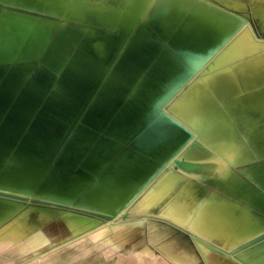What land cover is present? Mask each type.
<instances>
[{"label":"bare ground","instance_id":"obj_1","mask_svg":"<svg viewBox=\"0 0 264 264\" xmlns=\"http://www.w3.org/2000/svg\"><path fill=\"white\" fill-rule=\"evenodd\" d=\"M144 1L139 5L136 0H129L128 6L121 17L122 27L131 28L133 25H137L139 17L143 13L142 10L147 8V3H144ZM149 6L150 12L155 14L157 9L160 12H158L159 14L171 21L170 24L174 25L173 29L176 28L172 33L173 48L187 52H185L187 54L185 55L186 61L182 62L174 54L175 51L173 54L168 51L161 53L159 66L161 65L163 70L165 68L170 77L169 80L166 79L167 82L161 79V76L157 77L156 81L159 82L160 78L165 83L159 82L163 84L162 89L164 91L154 93L160 90L154 87L156 91L153 90L154 94L149 99L156 113L139 116L131 111H124L125 108L122 107V104L132 88L135 74L132 79L125 80L120 85L111 88L112 92L114 91V96L120 102L116 104L101 101L92 96L94 91L84 93L82 88H79V90L83 94L79 96V94L74 93L75 97L72 103L69 100L63 101L57 98L60 89H56V82H51L46 86L41 96L39 94L34 96V93L27 94L28 97H31L27 99L26 114L29 117L39 115L37 122L43 125L42 128H44L45 133L43 138L57 137L61 146L56 151V155L62 148L64 151L71 150L72 153H75L74 146H82L83 151L77 153V166L82 161L85 165L87 161L84 160V157L90 151H93V148L90 149L86 144L81 143L89 137L94 141L120 142L126 146L141 131V126L136 127L138 121H142L145 125L149 120L158 117L162 126L165 125L170 132V137L168 136L169 138L165 141L167 150L165 156L160 154V150H158L160 141H154L155 135L152 138L153 140L151 139L152 142L149 140L151 146L147 145L149 147L145 149L146 152L156 153L158 158L157 163H154L153 166L154 172L148 173L150 167L147 168L145 164L143 165L147 168L146 171L144 170L145 176L144 174H138L142 171L138 167L141 171L134 170L135 168L132 170L134 164H131L133 162L131 159L142 155L133 151L121 159L123 164L118 168V173L115 175H117L119 181L124 182L131 170L134 173L138 170L137 174L142 179L137 175V179L139 177L140 180L126 184L125 188L117 191L100 192L102 181L91 189V194L96 197L97 201L94 203L86 201V207L95 210L100 209L108 214L105 213L101 217H97L83 211H77L78 213L76 212L73 215L71 213L74 220L71 224L72 233L80 234L84 232L85 236L92 234L94 237H99V235L111 231L119 219H127L129 216L126 213L129 210L126 209L129 199L142 189L150 177L156 174L161 166L165 164V170L153 182H150L151 184L147 188L142 190L141 196L135 202L137 205L134 210L145 212L163 201L161 215L157 218L170 219L181 231L189 235V239L195 247L191 252V257H194L195 261L200 255L206 264H212L210 257L225 255L240 259L246 264L247 262L249 264H264V90L251 88L257 83L254 79L264 77V33L261 28L256 30L257 33H255L252 28H256L255 24L251 27L247 21L242 22L240 20V22L236 18L233 19L231 16H227L224 10L210 4L191 2L186 4L183 1L179 2V0L178 2L177 0H160L156 8L155 6ZM219 17L222 19L217 20ZM178 22L180 25H177ZM8 55H11L9 49L0 45V57H7ZM247 58L252 59L251 62L248 61L249 64H246L245 59ZM159 68L157 69L159 70ZM31 69L33 70V67ZM99 69L100 67L93 69L97 75H99ZM163 74H165V71ZM175 76L178 77L177 80ZM182 77L184 78L178 82ZM189 77L188 87L170 104L169 111L174 115L173 118L163 112L160 105ZM144 78L147 80L146 77ZM149 79L151 78H148V81L152 80L151 84L148 81L144 82L146 85L148 83V86H152L154 80ZM141 82L143 85V80ZM148 86H146L147 91ZM136 89L135 93L137 92ZM152 89L149 91L152 92ZM107 90L109 91L108 84L105 87V91ZM144 91H146V88L141 92ZM148 92L147 96H149ZM9 98L10 95L2 90L0 104H7ZM140 98L137 97L136 100ZM206 98L209 99L208 103H206ZM195 99H200L198 105ZM129 101L130 104L133 100ZM202 101L203 108H207L208 111L201 109ZM139 102L141 101L139 100ZM144 103L143 105H145ZM150 104H148L149 107H151ZM143 105L142 107H144ZM130 106L132 105L130 104ZM135 107L137 108V106ZM133 110L135 111V109ZM146 110L148 111V109ZM146 110L145 112H147ZM234 110H238L237 113H234ZM204 111H207L211 119L214 120H221L222 115H225V125L230 130L227 134L228 139L234 137L235 143L231 141L232 139L229 141L226 139L227 142L223 141L221 144L220 141L214 143L213 147H208L207 135L209 130L208 128L205 129L204 124L209 121ZM116 125L130 126L131 132L125 140H121L116 135L118 132H114ZM34 127L30 136L34 135ZM215 129L210 128V131H215ZM218 132L215 133L218 134ZM165 136V134L162 135L163 138ZM14 138L18 139V135H14ZM145 141L144 145L148 144V140ZM25 142H22V144H25ZM223 145L227 146L223 148ZM54 147L55 144L52 145L49 151L54 153ZM23 149L28 155L32 154L29 149L24 147H21L19 151ZM102 149L99 148L98 153L102 152ZM142 149L144 150V148ZM31 156L35 159V156ZM115 157L116 155L108 159L106 163L109 164ZM141 157L144 161V155ZM147 158L149 159V157ZM53 160L55 161V159ZM144 163L147 164V160ZM138 164L142 163L138 162ZM150 165L152 164L149 162L148 166ZM178 169L182 170V173L177 172ZM42 172L44 173V171ZM130 174L132 175V173ZM147 174H150V176L145 178ZM134 176L133 178L136 177ZM61 178L63 179V177ZM133 178L131 177V179ZM193 178L198 180L196 182L201 183L202 187L205 188L206 186L211 191L208 197L204 196L206 192L201 193L199 191L200 189L194 184ZM12 182L14 183V181ZM19 186L0 182V199L10 202L19 198V201L25 199L26 202H29L33 197H36L34 195L30 196L32 192L27 196L22 195L21 191L25 190L19 189ZM29 197L30 199H28ZM43 200L49 199L45 198ZM68 204L70 205V202ZM135 204L133 203L131 207ZM4 206H6L4 207L6 211L7 204ZM101 218L103 219L102 222L100 221ZM76 224L77 227H75ZM84 235L82 233L83 237ZM79 237L81 238V236ZM180 244L182 246L181 252L189 251L184 241L180 240Z\"/></svg>","mask_w":264,"mask_h":264},{"label":"rangeland","instance_id":"obj_2","mask_svg":"<svg viewBox=\"0 0 264 264\" xmlns=\"http://www.w3.org/2000/svg\"><path fill=\"white\" fill-rule=\"evenodd\" d=\"M95 1V4H99L105 9L110 7L111 10L107 13V15H110V18L108 19L110 23H106V21L101 23L106 25L111 33L100 34L99 36L96 34L94 39L97 40L100 38V40L103 39L107 42V36L110 34L111 40L115 38L117 44L121 45L122 54H119L118 56H111L108 65L109 72L113 73L116 69V74H118V61H120L119 67L121 78L114 77L112 74V78L106 83L108 84L109 89V91H107L112 95L110 104H116L119 102L113 96L114 91L112 92L111 88L120 85L125 80L132 79L135 74L136 76L134 78L135 80L132 84V88L122 104V107L125 108L124 111H131L132 113L138 114L139 116H147L156 113V110L151 106V101L149 99H151L154 93H160L161 91H164L162 86L165 82H167L166 79L169 80L170 77L167 70H165V68L163 70V67L161 65L159 66L158 62L161 59V53L168 51L170 54H173L175 51L174 54L178 57L179 61H186L185 55H187V52L185 51V53L180 49H175V47L173 48L174 45L172 41V33H174L176 28L173 29L174 25L172 23L170 24L171 21H168L167 17H163L161 14H159L160 12L157 9L155 10V14L150 12V9L148 8L150 7L149 5L155 6L156 8L160 0H142L144 3H147V8L142 10L143 13L139 17L137 25L135 24L131 28H126L124 32L117 34V26H119L118 24L121 25L119 22L121 21L122 14L124 13V8H127L128 6L129 0H103L102 2L101 0ZM140 1L141 0H136L137 3L139 2V5L142 3V1ZM182 1L186 4L191 2L196 4L204 3L216 6L224 10L227 16H231L233 19L236 18L242 22L245 20L251 25V27L253 24H255L256 30L261 28L264 33V0H179V2ZM10 3L11 2L2 3V1H0V45L4 46L5 48H10L9 52L11 54L7 57H0V65H3L0 66L2 67L0 68V94L2 90H4L5 93L10 95V98L6 102L7 104H0V182L12 185H16L18 183L16 186L20 185L21 188L19 189L25 190L21 191L22 195L27 196L32 192L33 194L31 193L30 196L34 195L36 197H33L29 202H26L25 199H20L19 201V198H16L17 200L15 199L10 202L0 199V264H206L205 260L200 255L196 261L194 260V257H191V252L195 247L194 243L191 241V239H189V235L187 233L181 231V229L174 225L170 219L165 217H163V219L157 218L159 215H161L163 201H160L159 204L154 205L148 211L140 212L134 210L135 206L137 205L135 202L138 200L139 196L134 197V199L127 206V209H129L126 212L129 215L127 219H119L115 223L116 225L114 228L109 231L111 233L106 232L103 235H99V237L96 236L94 237V241H91L92 239L87 241L86 239H88V237L84 235V232H82L84 235L83 237L82 233H72L71 231L65 229L66 222L64 214L66 213V207H73L74 209L77 208L79 212L83 211L92 215H96L97 217H101V215L105 213L108 214L107 212H103L100 209L95 210L93 208L86 207L85 205L87 203L86 201H91L92 203L97 201L96 197L91 194V189L99 182L102 181L100 192H105L108 190L117 191L125 188L124 186H126V184L138 180V174H144L145 176L144 170L146 171L148 167H150V171L147 170L148 173L152 171L154 172L153 166L154 163H157L158 158L156 153H150L149 151L146 152L145 149L151 146L149 143L150 141L152 142V138L155 135L154 141H160L158 150H160V154L165 156L167 154L165 141L170 137V132L165 125L162 126L159 117L149 120L145 125H143L142 121H138L136 127L141 126V131L138 133L136 138L126 146L120 142L108 143L106 141H94L91 139V137H89L87 140H83L81 143L86 144L90 149L93 148V151H90V153L84 157V160L87 161L85 165H83L82 161L77 166V160L75 159V157H77V153L83 151L82 146H77L76 148L74 146L75 153H72L71 150L64 151L62 148L60 150L62 155L60 158H57L56 151L59 150L61 144H58L59 142L57 144L54 142L41 143L39 140H42L45 133L44 128H42L43 125L37 122L39 115L37 114L36 116L29 117L26 114V110L28 108L27 99L31 97H28L27 94L34 93V96L38 94L41 96L45 88L44 86L40 85V83L43 84L45 78L47 79L48 85L51 82H55L56 76H54V71H51L52 65H50L48 62V58L53 59V57L46 58V51L39 48V43H34V48L28 47L34 42L30 40L32 35L27 32H21V30L25 29L28 31V26L31 24V22H28L24 19L22 20L21 18L12 17L11 15L14 13L8 11L11 9V7H8L12 4ZM118 5L121 6V9H118ZM17 9H21V7L18 6ZM241 17L243 18L241 19ZM221 19L222 18L219 17L217 20ZM79 20L78 26L80 27H78L77 30L71 29V32L66 33H62V29L60 28L59 31L61 33H57L58 28L53 25L51 27V31H53V33L47 35L46 39L53 40L56 36L67 38L66 41H69L67 42V45L69 47L73 46L74 48L72 50L69 49V53H73V58L70 60V69L72 67L74 71H78V74H82V70L75 62L79 54L80 56L81 54L86 55L87 52L85 47L87 46L88 36L86 30L81 27V23L87 24L89 21L90 24L92 23L93 19L85 17L83 19L79 18ZM217 20L216 22H218ZM100 21L101 19L95 15L94 25L99 27L101 24ZM35 24L36 22L33 21L31 25ZM237 24L238 22L236 23V26ZM177 25H180V23L178 22ZM63 31H65V29ZM90 41L92 40L90 39ZM112 45L115 46V43ZM82 46L84 48H81ZM37 59H39V62L38 64H35V60ZM4 65H7L8 67ZM32 67L33 70L31 69ZM96 67L99 66H95L93 69ZM157 68L163 71H159ZM98 71H100V69ZM164 71L165 74L169 75H167L168 77L163 74ZM39 77L41 79H39ZM144 77H146L147 80H145ZM147 77L154 80L153 85L156 82L158 84H155L154 86H148L152 83V80L149 79L151 81H148ZM157 77L165 80V82L159 78V82H162L163 84L159 83L156 81L158 79ZM184 77H182L178 82H180ZM119 78L121 79L120 82ZM175 78L176 80L178 79L177 76H175ZM141 80H143V82L148 81L149 84L147 83L146 85L144 82L142 85ZM254 80L257 83L251 88H261L264 90V77ZM72 83L73 82H64L60 87L61 89L58 92L59 95H57V98L62 99L63 101L69 100L72 103L75 97L74 93L81 96V94H83L82 92H87L85 81H79V87L82 88V92L79 90V88L74 89ZM140 85L144 87L142 88ZM138 86H140L141 89H139L140 87ZM146 86L149 88L148 91L153 87L152 92H148ZM154 87H156L157 90H160L156 91ZM145 88L146 91L142 93L141 91L145 90ZM135 89L137 90L136 93L138 95L135 93ZM147 92L149 93L150 97L147 96ZM25 96H27V98H25ZM139 96L142 97L140 98ZM137 97L140 98L139 100L141 102L136 100ZM130 99L133 100H131L133 104L130 103L132 106H130L128 103ZM134 99L135 102L138 101L139 103L137 102L135 104ZM199 101L200 99H195L197 105L199 104ZM208 101L209 99L206 98V103H208ZM147 102L151 107H149L148 104L146 105ZM143 103L145 105H143ZM127 105L129 106V109ZM142 105L148 109V111L150 109V111L148 112L144 107H142ZM135 106H137V108ZM133 109H135L136 112ZM144 109L147 112H145ZM201 109L207 110V108H203V101ZM207 111H204V113L209 122L204 124V126L206 127V130L207 128L209 130V134L207 135L208 147H213L215 145L214 143H219L220 141L221 144L223 141L227 142V134H229L230 130L228 126L225 125V115L222 113L223 115H221L223 117L221 120H214L211 119V116ZM234 112H236V110ZM215 121L217 122L215 123ZM29 126L32 127L30 133L33 131V127L35 126L34 135L30 137ZM210 128L215 129V131L211 132ZM114 132H118L116 135H118L121 140H125L130 134L131 130L130 126L116 125ZM215 132H218V134ZM163 134L166 135L165 138L162 137ZM14 135H18L17 140H22L24 142L26 141L27 143L37 141V143L31 144L29 146L37 158L36 161L34 158L28 156V153L25 151V149L19 151V156L16 155L19 146L17 145L18 143L13 145L12 140H16ZM145 138L146 141L148 140V144L146 145H144ZM230 139L232 138L229 137L228 141ZM234 139L235 138L233 137L231 140L233 143H235ZM53 144H55L53 149L54 153L49 151ZM225 146L227 145H223V148ZM99 148H103L102 152H100L101 154L98 153ZM142 148H144V150ZM133 151L144 155L145 159L146 157H149V159H146L147 164L144 163L146 161L145 159L144 161L142 160L143 157L140 158L142 155L131 159L133 162L135 159L137 160H135L137 163H131L134 164L132 165L134 166L132 170L134 168V170L139 168L142 171L139 169L138 170L143 173L138 172V170L136 173H134V171L132 172L131 170L124 182L119 181L118 177H116L117 175L115 174L118 173V168H120L123 164V160L121 159L125 158ZM65 152H67L69 156H63ZM114 155H116L115 159L107 164L106 161L112 158ZM137 158L139 160L141 159L143 162L141 160L139 161ZM53 159H55V161ZM52 160L53 163L56 164L54 167L53 163L51 162ZM148 161L152 165L148 166ZM138 162H141L142 164H138ZM144 164L147 166V168L143 166ZM138 165H141V167ZM46 169L47 171H45ZM72 170H74V172H72ZM42 171H44V173ZM177 172L182 173V170L178 169ZM130 173H132V175ZM49 174L53 176H47ZM150 174H147L148 176L146 175L145 178H148ZM133 176L135 178H133ZM60 177H63V179H60ZM131 177L134 180L131 179ZM12 181H14V183ZM196 181L198 180L193 178L194 184H196L198 189H200L199 191L201 193L206 192L204 196L208 197L211 191H209L206 186L205 188L204 186L202 187L200 185L201 183L199 182L200 184H198ZM45 198L49 200H43ZM28 199H30V197ZM52 200L58 203L53 202ZM69 202L70 205L68 204ZM133 203L135 205L131 207ZM5 204H7L6 211L4 208L6 207L4 206ZM100 221L102 222L103 219L101 218ZM78 234L81 236V238L78 236ZM35 237L44 238V243L38 245V247H34L36 249H32L33 247L30 246L29 241ZM180 240L186 243L188 247L187 250L189 251L184 253L181 252L182 246L180 244ZM210 260L212 264H246L240 259L225 255L210 257ZM247 264L249 263L247 262Z\"/></svg>","mask_w":264,"mask_h":264},{"label":"crops","instance_id":"obj_3","mask_svg":"<svg viewBox=\"0 0 264 264\" xmlns=\"http://www.w3.org/2000/svg\"><path fill=\"white\" fill-rule=\"evenodd\" d=\"M0 1H2V3H5V2L12 3V4L10 3L11 5L8 6V7H11V9L8 11L14 13L13 15H11L12 17L21 18L22 20L24 19L28 22H31V24L33 23V21L36 22L35 25L30 24L28 26L29 28L28 31L25 29H22L21 32H25V33L27 32L32 35L30 37V40L34 42L31 43L28 47L34 48V43H39L40 44L39 48L46 51L45 57L46 58L53 57V59L48 58L49 59L48 62L50 63V65H52L51 71H54V76H56V79H55V82L57 83L56 89H61L60 87L63 85L64 82H70V83L73 82L72 83L73 88L77 89V88H80L79 81H85L86 87H87V93L94 91L92 96L100 99L101 101H106L108 103H111L112 95L109 94L108 91H105V87H106V83L109 82L110 79L112 78V74L114 75V77L121 78L120 67H119L120 61H118V69H119L118 74H116L117 72L116 69L113 73L109 72L108 65H109L111 56H116V55L118 56L119 54H122L121 45L117 44V42L115 41L116 40L115 38H113L114 40L113 39L111 40L110 34L109 36H107L108 37L107 42L103 39L100 40V38L97 40L94 39L96 34L99 36L100 34L111 33L109 28L106 25L101 23V22L104 23L105 21L106 23H110L108 21V19L110 18L109 17L110 15H107V13L111 10L110 7L107 8L108 9L107 10L104 7L100 6L99 4H95L96 2L95 0H0ZM102 1L103 0H101V2ZM18 6L21 7V9H17ZM118 9H121L120 5H118ZM125 9L126 7L124 8V11ZM95 15L99 19H101L100 21L101 24L99 25V27L94 25ZM85 17L91 18L93 19V21L90 24H89V21L87 24L81 23V27L86 30V33L88 36V42H87V46L85 47L87 50L86 55L81 54L80 56L79 54L78 58L75 61L78 64L79 68L82 70L81 72L82 74H78V71L76 70L74 71L72 67L70 69V64H71L70 60H72L73 58V53L72 54L71 52L69 53V49L72 50L74 48L73 46L69 47L67 45V42H69V41H66L67 38L56 36L53 40L51 39L48 40L46 39V37L47 35L53 33V31H51V27L53 25L56 26V28H58L57 33L71 32L70 31L71 29L77 30V28L80 27L78 26V21H80L79 18L83 19ZM119 23H121V21ZM118 25L119 26H117L118 27L117 34H120L124 32L126 28L122 27V25L120 24ZM59 28L62 29L61 32L59 31ZM64 29L65 31H63ZM89 38L92 41H90ZM113 43H115L116 47L112 45ZM83 46L81 48H84ZM96 50L98 51V53ZM251 60H252L251 58L245 59V61H247L246 64H249ZM95 66L101 67L100 68L101 72L99 75H97L95 70H93V67ZM77 76H80V77H77ZM102 76L103 78L104 77L105 78L103 79ZM39 79L41 78L39 77ZM120 81L121 79L119 80V82ZM100 82H102L103 84ZM40 85L46 88V86H48L47 79L45 78L43 84L40 83ZM31 128L32 127L29 126V137H30ZM12 141H13V145L18 143L17 145L19 147H18L17 154H16L17 156H19L18 151L21 147L27 148L32 152L29 146L31 144L37 143V141H34L30 144L29 143L27 144L26 142L25 144L28 145V147H26L25 144H22V142L24 143V141L21 142V140H17V139L16 140L13 139ZM39 141L41 143L42 142L43 143L54 142L55 144L59 142L56 136H54L53 138L45 137ZM77 146L78 145H75V148ZM31 155L35 156L34 152H32ZM31 155H28V156L32 157ZM64 155L65 157L69 156L67 152L63 154V156ZM76 158L77 157H75V159ZM35 159L37 160L36 156H35ZM54 165L56 166V164L53 163V167ZM72 172H74V170H72ZM47 176H53V175L49 174ZM65 209H66V213L64 214V218L66 222L65 229L72 232L71 224L74 222V220L72 218L73 216H71V213L73 215L78 210L77 208L74 209L73 207L71 208L69 207V209L68 208H65ZM75 227H77V224L75 225ZM86 237H88V239H86L87 241H90L91 239H92L91 241H94V236L92 234H88ZM43 239L44 238L35 237L29 241V244L31 247H33L32 249H36L34 247H38V245L44 243Z\"/></svg>","mask_w":264,"mask_h":264},{"label":"water","instance_id":"obj_4","mask_svg":"<svg viewBox=\"0 0 264 264\" xmlns=\"http://www.w3.org/2000/svg\"><path fill=\"white\" fill-rule=\"evenodd\" d=\"M252 28L255 29L254 32L257 33V32H256V28H255V27H252ZM38 62H39V60H36V61H35V64H38ZM189 82H190V77L184 82V84H182L179 88H177V89L173 92V94H172L168 99H166V100L160 105V108H161V110H162L163 112H166L168 115H170L171 117L174 118V115L169 111L170 104H171V103H172V102H173V101L179 96V94H180L182 91H184V90L188 87ZM190 132H191V131H190ZM191 133H192V132H191ZM60 156H61V151H59V152L57 153L56 157H57V158H60ZM165 168H166V166H165V164H163V165L161 166V168L157 171V173L150 177V179H149L148 182L143 186V188L140 189L136 194H134V195L129 199V201H128L127 204H126V209H127L128 204L134 199V197H137V196L140 197V196H141V193H142V190H143L144 188H147V187L149 186V184H151L150 182H153V181L156 179V177H158V175H159L162 171L165 170ZM163 169H164V170H163Z\"/></svg>","mask_w":264,"mask_h":264}]
</instances>
